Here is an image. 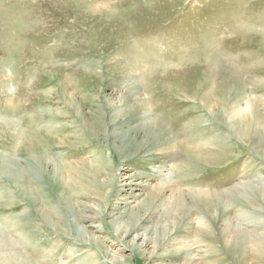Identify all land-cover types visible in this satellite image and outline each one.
I'll return each instance as SVG.
<instances>
[{
    "label": "rangeland",
    "instance_id": "1",
    "mask_svg": "<svg viewBox=\"0 0 264 264\" xmlns=\"http://www.w3.org/2000/svg\"><path fill=\"white\" fill-rule=\"evenodd\" d=\"M0 264H264V0H0Z\"/></svg>",
    "mask_w": 264,
    "mask_h": 264
}]
</instances>
